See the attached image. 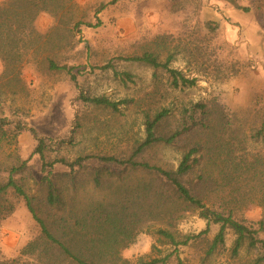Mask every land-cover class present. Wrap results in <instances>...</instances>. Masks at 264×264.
I'll return each instance as SVG.
<instances>
[{
    "label": "trees",
    "instance_id": "1",
    "mask_svg": "<svg viewBox=\"0 0 264 264\" xmlns=\"http://www.w3.org/2000/svg\"><path fill=\"white\" fill-rule=\"evenodd\" d=\"M224 1L237 10L252 12L240 0ZM253 1L257 10H264V0ZM106 7L102 4L99 13ZM78 8L77 0L0 2V226L24 202L39 227L38 235L18 258L2 259L0 251V264H132L122 253L141 233H150L152 223L161 225L153 232L158 242L173 248L174 253L151 261L140 259L137 264H169L179 249L195 246L201 249V264H210L224 254L229 258V251L231 259L240 264H264V157L249 152L251 143L264 144V114L258 113V123L246 131L243 123L247 121L205 102L182 106L177 115L170 108L148 105L142 110L144 136L126 154L91 153L71 159L61 154V148L79 135L80 118L73 137L67 135L55 143L28 128L20 116L21 108H11V97L28 92L24 71L31 62L47 66L50 72L74 75L73 68L62 65L58 58L67 46L73 47L75 33L84 25L77 16ZM42 14L54 18L47 35L36 27ZM206 29L216 33L218 26L207 24ZM179 58L185 61V69L174 67ZM124 61L153 70L155 96L162 95L160 73L168 89L186 91L208 77L210 68L208 53L196 40L172 34L158 35ZM109 69L124 82H133L131 73L104 68ZM72 79L76 80L75 75ZM81 101L91 109L112 114L135 103L84 94ZM137 105L142 107L145 100ZM27 132L38 141L31 157L41 160L39 181L33 175L31 158L24 160L19 149V139ZM158 148L179 152L177 168L148 160ZM57 166L67 171H56ZM131 173H138L137 179L116 188L110 185L104 200L85 205L78 202L81 176L92 177L101 188L114 174ZM251 207L260 211L257 221L245 217ZM189 213H198L207 222L206 229L182 234L178 226ZM213 226L219 229L210 239ZM230 235L233 242L229 249ZM247 256L250 259L243 262ZM177 260L187 264L179 255Z\"/></svg>",
    "mask_w": 264,
    "mask_h": 264
},
{
    "label": "rangeland",
    "instance_id": "2",
    "mask_svg": "<svg viewBox=\"0 0 264 264\" xmlns=\"http://www.w3.org/2000/svg\"><path fill=\"white\" fill-rule=\"evenodd\" d=\"M4 0H0L2 2ZM77 0L79 20L84 22L75 33L74 45L67 46L58 58L59 63L73 68L72 74L50 72L45 65L31 62L24 71L27 93L10 98L11 105L23 110L20 113L28 128L34 129L41 138L55 143L73 137L76 120L81 126L73 143H66L61 154L71 159L82 154L117 153L126 154L132 144L144 136L142 110L150 108H170L175 115L182 106L205 102L211 106L224 108L226 114H237L248 131L259 120L258 113L264 114V10L256 9L253 0H240L242 6H250L252 12L245 13L233 8L224 0ZM102 4L105 10L99 13ZM101 25L97 27V24ZM87 24H90L89 26ZM218 26L216 33L206 29V25ZM54 26L50 14H42L37 20V30L47 35ZM92 26V27H90ZM163 34H172L180 39H192L204 52L208 53L210 68L208 77H202L195 89L174 91L168 89L166 78L160 73L161 96H155L153 70L138 64L125 62L124 58L141 52L148 42ZM49 48L45 51L48 52ZM185 61L179 58L175 68L185 69ZM117 72H129L133 82H124ZM105 96L113 101L133 100L134 104L121 107L117 114L94 110L85 106L81 95ZM13 99V100H12ZM145 100V105L137 103ZM8 116L11 114L8 112ZM12 118V116L10 117ZM176 126V119L171 127ZM38 141L30 132L19 139V149L24 160H30L36 181L41 178V160L31 157ZM249 152L264 157V144L251 143ZM180 154L175 150L158 148L153 150L148 160L160 163L165 168H177ZM56 171H67L57 166ZM97 188L88 175L81 176L78 202L85 205L90 201H102L109 194V186L130 184L138 173L117 177ZM251 209L245 215L250 221L260 218V211ZM207 222L198 213H189L180 222L182 234H198L205 230ZM161 228L152 223L149 232L139 235L134 244L123 251L124 259L137 264L140 259L151 261L162 254L174 253L171 247H163L153 233ZM219 227L213 226L210 239ZM39 233V227L21 202L15 214L0 226V251L2 259H15ZM264 239V235L261 236ZM233 236H229L228 246H232ZM187 264H201V249L181 248L169 264H178L177 256ZM29 257V256H28ZM30 260L31 258H24ZM250 259L243 258V262ZM210 264H240L228 254L216 257Z\"/></svg>",
    "mask_w": 264,
    "mask_h": 264
}]
</instances>
